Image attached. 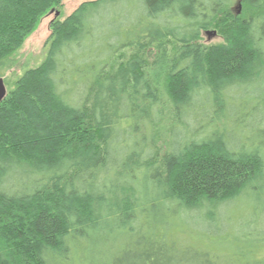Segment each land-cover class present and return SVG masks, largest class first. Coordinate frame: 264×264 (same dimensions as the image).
Returning <instances> with one entry per match:
<instances>
[{
    "label": "trees",
    "instance_id": "1",
    "mask_svg": "<svg viewBox=\"0 0 264 264\" xmlns=\"http://www.w3.org/2000/svg\"><path fill=\"white\" fill-rule=\"evenodd\" d=\"M61 2L0 0V67ZM48 31L4 80L0 264H264V0H86Z\"/></svg>",
    "mask_w": 264,
    "mask_h": 264
},
{
    "label": "rangeland",
    "instance_id": "2",
    "mask_svg": "<svg viewBox=\"0 0 264 264\" xmlns=\"http://www.w3.org/2000/svg\"><path fill=\"white\" fill-rule=\"evenodd\" d=\"M83 1L86 0H62L61 6L55 12L40 18L34 31L26 37L21 46L8 54L5 58V63L0 67V77L9 84V88L25 69L34 67L42 61L45 56V41L48 38V25L50 21L54 18L64 19ZM231 10L234 14L244 15V9L239 2H236ZM56 13H58L57 16H55ZM248 13L250 15L255 14L254 11H248ZM208 30L215 31L213 28H209ZM201 41L205 44H216L220 42V38L216 33V36L208 41L203 32L201 34Z\"/></svg>",
    "mask_w": 264,
    "mask_h": 264
},
{
    "label": "water",
    "instance_id": "3",
    "mask_svg": "<svg viewBox=\"0 0 264 264\" xmlns=\"http://www.w3.org/2000/svg\"><path fill=\"white\" fill-rule=\"evenodd\" d=\"M58 13L55 14V16H57ZM204 34L207 38L208 41H210L213 37L216 36V32L215 31H210V30H206L204 31ZM7 93V89H6V85L4 83V80L2 77H0V102L3 100V98L5 97Z\"/></svg>",
    "mask_w": 264,
    "mask_h": 264
}]
</instances>
